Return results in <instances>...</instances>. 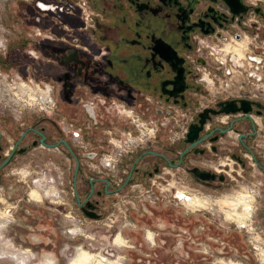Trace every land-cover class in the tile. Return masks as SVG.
<instances>
[{"label": "flooded vegetation", "instance_id": "obj_1", "mask_svg": "<svg viewBox=\"0 0 264 264\" xmlns=\"http://www.w3.org/2000/svg\"><path fill=\"white\" fill-rule=\"evenodd\" d=\"M33 2V22L23 28L17 49L34 59L36 78L50 83V104L22 117L26 123L4 119L0 179L20 181L23 172L33 173L32 181L36 175L72 178L81 212L99 220L111 198L165 166L187 165L197 180L193 168L224 173L193 160L226 153L243 168L253 162L264 172V154L255 147L264 136V0ZM15 51L9 45L0 66L20 62ZM193 125L202 129L188 141ZM170 132L180 136L171 142ZM112 162L114 174L106 171ZM197 181L213 186L220 180ZM39 185L33 200L52 196L49 185ZM178 194L190 206L206 204ZM244 196L227 198L225 213L240 221L251 216ZM147 238L155 241L153 232ZM114 242L125 245L121 233ZM25 257L21 262L28 264ZM93 258L79 249L69 264H92ZM98 262L113 264L105 257Z\"/></svg>", "mask_w": 264, "mask_h": 264}, {"label": "rangeland", "instance_id": "obj_2", "mask_svg": "<svg viewBox=\"0 0 264 264\" xmlns=\"http://www.w3.org/2000/svg\"><path fill=\"white\" fill-rule=\"evenodd\" d=\"M33 1L0 0V55L10 45L20 59L16 65L0 66L1 129L4 119L15 123L20 118L26 123L22 117L43 113L50 104V83L36 78L34 59L17 49L26 34L23 28L33 22L29 19L35 11ZM179 136V132H170L171 142ZM259 139L257 154H264V136ZM159 146L154 144L156 149ZM193 162L222 170L226 180L207 186L187 172V165L165 166L154 177L136 180L111 198L99 220L81 212L70 188L72 178L45 176L42 181L44 175H36L32 181L33 173H27L33 171L31 167L26 168L25 177L24 172L20 175V181L18 177L0 179V264H24L23 254L28 264H69L79 249L94 255L92 264H103L98 262L101 257L113 264H264V172L253 162L243 168L226 153ZM114 163L107 166L108 173L114 174ZM130 165L127 160L123 169L127 172ZM126 172L117 174L116 181ZM40 181L49 185L52 196L35 201L30 193L39 188ZM180 191L206 204L195 209L184 203ZM241 194L253 210L243 221L228 217L225 210L229 206L224 204L227 198ZM8 195L12 196L9 200ZM13 199L17 206L11 207L8 201ZM148 232H153L154 242L147 238ZM119 233L126 246L114 242ZM15 253L21 258L12 257Z\"/></svg>", "mask_w": 264, "mask_h": 264}, {"label": "water", "instance_id": "obj_3", "mask_svg": "<svg viewBox=\"0 0 264 264\" xmlns=\"http://www.w3.org/2000/svg\"><path fill=\"white\" fill-rule=\"evenodd\" d=\"M204 122V120H202ZM202 127H197V125H193L191 127V130L188 134L189 139L188 141H192L197 135L199 134L200 130ZM194 177L199 180V181H214L217 178H219L220 181L225 180V175L224 174H217L216 172H213L212 170H203L200 168H193L190 170Z\"/></svg>", "mask_w": 264, "mask_h": 264}, {"label": "bare ground", "instance_id": "obj_4", "mask_svg": "<svg viewBox=\"0 0 264 264\" xmlns=\"http://www.w3.org/2000/svg\"><path fill=\"white\" fill-rule=\"evenodd\" d=\"M195 204V205H194ZM194 205V206H193ZM203 205H205V203H202V202H196V201H194L193 202V204H192V206H193V208H195V209H197V208H200V207H204ZM227 214V216L228 217H230V218H233L232 217V215L230 214V213H226ZM264 261V260H263Z\"/></svg>", "mask_w": 264, "mask_h": 264}]
</instances>
